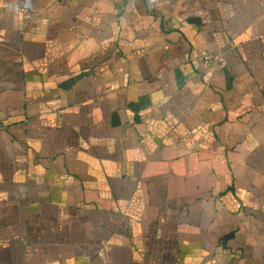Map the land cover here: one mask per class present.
Instances as JSON below:
<instances>
[{
    "label": "crops",
    "instance_id": "crops-1",
    "mask_svg": "<svg viewBox=\"0 0 264 264\" xmlns=\"http://www.w3.org/2000/svg\"><path fill=\"white\" fill-rule=\"evenodd\" d=\"M0 264H264V0H0Z\"/></svg>",
    "mask_w": 264,
    "mask_h": 264
},
{
    "label": "built area",
    "instance_id": "built-area-1",
    "mask_svg": "<svg viewBox=\"0 0 264 264\" xmlns=\"http://www.w3.org/2000/svg\"><path fill=\"white\" fill-rule=\"evenodd\" d=\"M22 11H23L26 15H28V14H29V7H28V5H24V6L22 7Z\"/></svg>",
    "mask_w": 264,
    "mask_h": 264
}]
</instances>
